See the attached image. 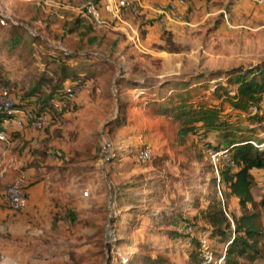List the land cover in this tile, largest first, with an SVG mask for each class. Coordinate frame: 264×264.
<instances>
[{
	"label": "rangeland",
	"instance_id": "rangeland-1",
	"mask_svg": "<svg viewBox=\"0 0 264 264\" xmlns=\"http://www.w3.org/2000/svg\"><path fill=\"white\" fill-rule=\"evenodd\" d=\"M236 1L196 0L190 19L198 24L171 33L179 46V52H174L162 34L168 30L148 33L139 24L131 35L119 30L97 32L80 13H65L58 20L55 13L46 15L27 2L0 0V9L17 23L15 28L0 26V46L5 35L17 32L16 42L14 38L5 42L11 54L0 55V70L17 97L37 75L40 66L34 63L40 65L48 50L60 54L59 45L84 57L73 64L74 75L67 82L88 80L72 109L55 116L25 142L27 147H20L18 134L9 143H0V201L10 183L5 176L17 162L22 170L33 169L29 178L43 182L50 200L33 205L40 226L37 236L11 237L10 230L1 229L2 224L8 227L6 222L0 221V239L9 240L11 251L31 248L40 259L47 252L51 257L60 256L58 252L65 255L66 261L52 264L200 263L197 240L191 247L185 243V227L191 223L197 230H206L210 227L204 216L207 205L221 201L206 148L226 146L220 143L225 131L247 135L257 144L264 141V96L258 105L248 103L240 109L222 99L236 91L227 83L228 76L234 78L241 69H264V10L252 7L253 0H244L233 11ZM218 9L223 11L204 17ZM39 18H46L47 26L43 39L32 42L27 27ZM258 25L263 27L255 28ZM15 44L21 47L16 53L12 51ZM212 79L216 81L211 83ZM128 81V87L138 81L150 89L141 99L139 88L123 86ZM212 86L218 88L212 90ZM153 99L160 111L176 103L190 109L194 105L217 107L221 128L207 130L195 124L180 144L177 130L186 117L158 114L149 102ZM106 139L112 147L108 160L101 163ZM144 143L152 147L154 156L142 166L136 153ZM20 176L26 189L27 176ZM256 181L251 193L258 201L264 184ZM222 198L231 216L244 212L236 197ZM4 207L0 203V212ZM260 212L264 229V208ZM44 218H48V228ZM221 239L210 236L209 247L217 257L224 251ZM261 245L264 251V238ZM1 255L0 264H4ZM251 264H264V259Z\"/></svg>",
	"mask_w": 264,
	"mask_h": 264
},
{
	"label": "trees",
	"instance_id": "trees-1",
	"mask_svg": "<svg viewBox=\"0 0 264 264\" xmlns=\"http://www.w3.org/2000/svg\"><path fill=\"white\" fill-rule=\"evenodd\" d=\"M11 25L15 28L14 24ZM162 34H166L165 43L172 45L174 52H179V46L171 39V32L162 31ZM29 37L32 42L39 40V37L30 34ZM74 52L78 51L68 49V52L61 50L60 54L55 51H49L48 54H45L42 62L44 67L42 69L38 68L37 75L32 79V83L26 89L27 91L18 96V105H30L32 103L31 99L34 98L37 99L36 105L40 107L51 98L62 95L65 83L70 76L74 75L73 64L84 58L83 55ZM110 61L109 59L107 62L111 63ZM78 75L82 76V73H78ZM229 75L231 76V74ZM84 79L78 80L83 83ZM135 82L136 84H133L132 87H128L130 85L129 81L121 85L127 88H139L141 96H143L146 89H150L148 85H141L143 83L138 81ZM227 83L232 85L236 91L232 96H223L226 99L224 101H229L234 108L239 109L248 103L258 105L264 96V69L258 67L238 70L234 78L228 76ZM217 88L216 86L215 90ZM149 102L156 106L157 101L155 99ZM216 108L207 109L206 107L201 108L194 105L190 109L184 103H176L170 108L163 109V111H160L159 104L153 109L160 115L167 114L175 118L186 117L177 130L178 141L182 144L184 136L193 130L195 124L199 123L207 130L215 127L221 128V125L217 123L220 112L215 111ZM60 115L62 114L55 116ZM55 116L52 118L53 121L56 119ZM2 119L4 117L0 115V122ZM240 134H229L228 131H225V134L222 135L220 143L224 142L226 146L230 147L234 164L232 167L225 166L221 168L219 186L222 197L223 195L224 197H236L244 212L238 217L231 216L225 207L223 198V202L219 200L218 205H207L208 211L204 214L210 226L206 229L209 231L210 236L212 234L217 235L223 238L221 240L225 243V257L222 264H243L245 262L251 264L264 259V251L261 245V240L264 238V229L260 212V208H264V195L258 201H255L251 193V186L257 180L256 175L258 176L264 171V147L261 146L263 141L255 146L247 135L241 137ZM261 183L264 184V182ZM248 204L251 205V209L247 208ZM228 231L230 233L226 239L224 237ZM210 251L213 256L217 257V252L213 251L212 248H210ZM196 253L200 261L203 254L198 248ZM189 255L191 257L192 253H189Z\"/></svg>",
	"mask_w": 264,
	"mask_h": 264
},
{
	"label": "built area",
	"instance_id": "built-area-1",
	"mask_svg": "<svg viewBox=\"0 0 264 264\" xmlns=\"http://www.w3.org/2000/svg\"><path fill=\"white\" fill-rule=\"evenodd\" d=\"M34 5L39 11L46 15L56 14L59 19L64 18V13L67 3L60 0H21ZM255 4L261 6L264 9V0H253ZM179 4H183L184 0H178ZM144 8V0H77L74 4L76 13H80L84 16L91 27L95 30L115 29L118 28V24L123 22V10H129L131 13L139 15ZM159 14L158 21L160 25H165L167 21L172 19H180L178 13L174 11L173 6L165 7L159 5L156 8ZM227 22V15H224ZM10 24H17L14 19L6 10L0 9V26H8ZM47 26L46 18L37 19L32 26L27 27L30 35L41 37L43 39V33ZM51 46V45H49ZM58 48L64 52H68L64 46L59 45ZM40 69L44 67L41 63ZM216 79H212L211 83H214ZM213 87V86H212ZM84 89V83L79 80L66 82L62 95L56 96L38 107L36 104L37 99H31L30 105H18V97L14 93L12 87L5 81L2 72H0V115H3L4 119L13 120L17 127H27L32 130H42L48 123L52 121L53 116L57 114H63L72 109L76 98L82 93ZM214 90L215 88H211ZM223 99V96H222ZM221 99V100H222ZM219 100V99H217ZM257 110L256 108H254ZM0 141L3 143H9V138L4 130H0ZM251 143L257 146V143L251 141ZM264 147V141L261 143ZM111 143L109 140H104L101 146V154L104 159L100 162L108 160L109 151L111 150ZM154 156V151L149 144H142L136 153V161L139 165H145ZM206 156L208 163L213 173L215 180V188L218 194L223 198L220 192V170L222 167L233 166V160L231 157V150L228 146H219L218 148H206ZM2 172H0V175ZM257 179V178H256ZM258 181L264 182V173L261 172L258 175ZM3 202L11 212L17 213L24 211L27 207V192L25 189V182L22 176H18L11 183L5 186L3 189ZM225 214L227 212L224 210ZM233 226V224H232ZM1 229L4 233L8 230L5 224L1 225ZM185 243L188 246H192L194 240H197L198 249L202 252L203 256L199 264H222L225 257V247L223 253L219 257L213 256L210 251V233L207 230H197L192 224H188L185 227Z\"/></svg>",
	"mask_w": 264,
	"mask_h": 264
},
{
	"label": "crops",
	"instance_id": "crops-1",
	"mask_svg": "<svg viewBox=\"0 0 264 264\" xmlns=\"http://www.w3.org/2000/svg\"><path fill=\"white\" fill-rule=\"evenodd\" d=\"M71 3L68 2V0H62V2L67 3V5L65 6V9L62 10V12L66 14H76L75 13V9H74V4L77 2V0H69ZM196 0H191V3L187 0H184L183 4H179L178 0H144V8L142 9L141 14L136 15L131 13V11L129 10H123V22L118 24V28L115 29H105V30H95L97 32H118V30L123 33V34H127V35H131V31H137V26H139V24H143V26L141 27L142 29H145L148 33L151 32H156V33H160L161 29L164 30H168L170 31L172 34L174 33H178L180 32L183 28L186 27H193L195 26V24H198V22L196 20H194V18L190 19L191 14L193 13V6L192 4L195 3ZM28 5H30V7H33L35 9H37L34 5L27 3ZM244 4V0H237L236 1V5H234L233 7V11L237 10L238 8L241 7V5ZM253 4L257 7H259L260 9H263L261 6L255 4L252 1V7ZM161 5V6H165V7H169V6H173L174 11L176 13L179 14L180 19H172L166 22V24L160 25L159 21H158V17L159 14L156 11V8ZM196 5V4H195ZM188 8L191 10L190 12L188 11ZM264 10V9H263ZM188 11V12H187ZM223 10H211L209 12H206L205 16H209L212 14H215L216 12H222ZM227 15V13H226ZM57 17V16H56ZM195 17V16H194ZM58 18V17H57ZM68 18V17H67ZM252 18H253V13H252ZM144 19V21H143ZM59 20V18H58ZM197 22V23H196ZM263 26H257L255 28H260ZM16 33V34H15ZM16 35L17 32H10L9 35H5L3 38L5 39L3 41V43L0 46V55H10L11 50L9 53H7L8 51V46L5 44L6 40H8V38L13 39L14 38V42H16ZM7 36V37H6ZM22 40V39H21ZM15 45L17 47H15ZM14 47H12V51L14 53H16L17 50H20V45L15 44ZM5 46V48H4ZM49 46V44H48ZM4 48V49H3ZM50 50H48L47 52H49ZM53 52V51H50ZM75 54H80L81 52H74ZM122 56V55H121ZM35 65L39 63L35 62ZM40 68V67H39ZM2 74H4V71H1ZM8 75V73H7ZM9 76V75H8ZM9 79H11V77L9 76ZM88 82V80H85L84 84L86 85ZM29 86V85H28ZM141 99L144 98V96H139ZM80 99V98H79ZM78 99V100H79ZM77 100V101H78ZM80 101V100H79ZM147 103V102H146ZM0 130H4L9 138V140H11V136H19L20 140V147H27L26 143L32 136L37 135L39 132H41L42 130H32L30 128L27 127H17L13 120L11 119H2V121L0 122ZM0 143H3L0 141ZM29 144V143H27ZM24 147V149H25ZM21 167V162H17L14 166L13 171H9L6 176L5 179L7 181V183H11L15 178H17L20 175L26 174L27 176V182H26V192H27V207L24 211H22L21 213H13L11 211H9L8 209H6V207H4L2 209V211L0 212V221L2 222H6V224L8 225V230H10L9 233H11V237L12 236H25V235H32V236H37L38 233L40 232L39 228L40 226L38 225V218L35 220V218L37 217V213L36 210L33 208V205H41L44 203H50V200L48 198V195L46 193V191L44 192L43 189V185H42V181H37V179L35 178H29L30 174H33L32 172V168H24L23 170L20 169ZM3 202V201H2ZM0 201V203H2ZM28 218V219H26ZM65 218V217H64ZM45 220V226L46 228L49 227L50 223L47 220L48 218H44ZM27 220H32L31 224L27 223ZM65 222H68V219H64ZM70 221V220H69ZM17 225H20L19 227H16ZM22 226V227H21ZM35 226V227H34ZM0 244L4 245L5 247H2V251L0 249V253L1 258L4 261V264H38V263H45V264H52V263H61L63 261H66V257L65 255H62L61 252H58V254L60 256H55V257H51L48 256V252L45 254L43 253V260L38 258L36 256V253L34 252V250H19L17 252H13L11 251V249L9 248L10 243L9 240L3 241V239H0Z\"/></svg>",
	"mask_w": 264,
	"mask_h": 264
}]
</instances>
